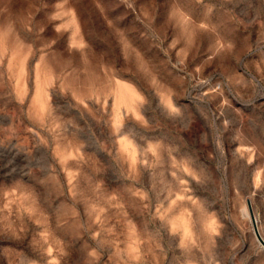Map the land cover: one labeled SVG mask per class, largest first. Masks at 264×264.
Segmentation results:
<instances>
[{
	"label": "rangeland",
	"instance_id": "obj_1",
	"mask_svg": "<svg viewBox=\"0 0 264 264\" xmlns=\"http://www.w3.org/2000/svg\"><path fill=\"white\" fill-rule=\"evenodd\" d=\"M264 0H0V264H264Z\"/></svg>",
	"mask_w": 264,
	"mask_h": 264
},
{
	"label": "water",
	"instance_id": "obj_2",
	"mask_svg": "<svg viewBox=\"0 0 264 264\" xmlns=\"http://www.w3.org/2000/svg\"><path fill=\"white\" fill-rule=\"evenodd\" d=\"M249 202V208H250V213H251V220L253 221L252 224H253V228H254V232L257 236V238H259V242L264 246V239H262L259 231H258V227H257V221H256V218H255V214H254V211L252 209V204L250 203V200L248 201Z\"/></svg>",
	"mask_w": 264,
	"mask_h": 264
},
{
	"label": "bare ground",
	"instance_id": "obj_3",
	"mask_svg": "<svg viewBox=\"0 0 264 264\" xmlns=\"http://www.w3.org/2000/svg\"><path fill=\"white\" fill-rule=\"evenodd\" d=\"M251 203V202H250ZM252 206V205H251ZM250 215H251V213H250ZM259 231V230H258ZM260 233V232H259ZM260 235H261V233H260ZM262 237V236H261Z\"/></svg>",
	"mask_w": 264,
	"mask_h": 264
}]
</instances>
